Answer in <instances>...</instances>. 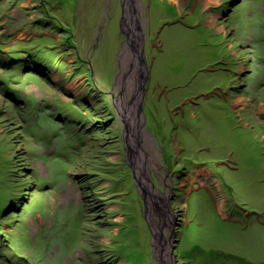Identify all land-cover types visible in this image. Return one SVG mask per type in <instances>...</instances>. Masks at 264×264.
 Masks as SVG:
<instances>
[{
	"label": "rangeland",
	"instance_id": "1",
	"mask_svg": "<svg viewBox=\"0 0 264 264\" xmlns=\"http://www.w3.org/2000/svg\"><path fill=\"white\" fill-rule=\"evenodd\" d=\"M0 264H264V0H0Z\"/></svg>",
	"mask_w": 264,
	"mask_h": 264
},
{
	"label": "water",
	"instance_id": "2",
	"mask_svg": "<svg viewBox=\"0 0 264 264\" xmlns=\"http://www.w3.org/2000/svg\"><path fill=\"white\" fill-rule=\"evenodd\" d=\"M131 8L133 9V7H131ZM131 22H132L131 32L133 33V41L135 43V45H134L135 52L140 55L141 64L145 68L146 67V64H145V60H144V55L142 53V49H141V51H138V39H137V37H138V32H137L138 26H137V21L131 20ZM123 33H126V32L123 31ZM126 34L128 35V33H126ZM141 43H142V39H141ZM142 46H143V43H142ZM140 81H142V80H140ZM143 82H140L142 84V86H144L143 85ZM136 139H137V148L134 149V152H135L134 159H133L134 160V164L133 163H130V165H131L132 171L134 172V180H135V182H136V184H137V186L139 188V192L141 194V198H142L143 202L145 203V211H147V208H148V205H149L148 198L150 197V194H149L150 192H149L148 188H146V186L144 185L143 181L138 180L137 177H136V173L138 172L137 171V167H138V164H139V160H138V148H140V146H142L140 144L141 139H139L138 137ZM146 217L149 220V223L151 224L150 225V233L152 234V237L151 238L152 239H155L156 238L157 241L161 245H163L162 244V240L163 239H162V237H159L160 234L158 233L159 232L158 231V226L159 225L156 224V221L153 218L149 217L148 214H146ZM152 245H153V256H155L154 250H155L156 245L153 242H152Z\"/></svg>",
	"mask_w": 264,
	"mask_h": 264
},
{
	"label": "bare ground",
	"instance_id": "3",
	"mask_svg": "<svg viewBox=\"0 0 264 264\" xmlns=\"http://www.w3.org/2000/svg\"><path fill=\"white\" fill-rule=\"evenodd\" d=\"M129 9H131V7L129 6ZM129 17V16H128ZM127 20H129V18L127 19ZM127 25H128V22H127ZM128 41H129V39H128ZM129 47V46H128ZM135 49V47H132V51ZM131 53V52H130ZM134 53H136L135 51H134ZM133 54V53H132ZM131 55V54H130ZM137 56H139L140 57V55L138 54ZM137 56H133L132 58H131V61L129 62V64H131V67H133V73H132V75L133 76H135L134 75V70H135V74H137L136 73V69H135V67H137L138 68V64H137ZM140 64H141V60H140ZM140 70H142L143 71V65L141 64V66H140ZM132 76V79H131V83H134V80H137V75H136V77L134 78ZM136 82V81H135ZM143 172H144V170H142ZM149 187V183H147V185H146V188H148Z\"/></svg>",
	"mask_w": 264,
	"mask_h": 264
},
{
	"label": "trees",
	"instance_id": "4",
	"mask_svg": "<svg viewBox=\"0 0 264 264\" xmlns=\"http://www.w3.org/2000/svg\"><path fill=\"white\" fill-rule=\"evenodd\" d=\"M39 22H40V21H39ZM39 22H38V21H35V23H37V24H38ZM39 25H40V24H39ZM39 25H37V26H39ZM53 46H54V45H53ZM53 46L47 48V50H46L47 52L44 51L43 53H44V54H47V55L50 54V56L53 55V54H52V47H53ZM55 47H56V46H55ZM40 52H41V51H40ZM40 52H39V53H40ZM39 53H38V54H39ZM48 53H49V54H48ZM59 63H61V64H66V63H68V62H67V60H66L65 58L62 57V58L59 60ZM6 65H8V64H6Z\"/></svg>",
	"mask_w": 264,
	"mask_h": 264
},
{
	"label": "flooded vegetation",
	"instance_id": "5",
	"mask_svg": "<svg viewBox=\"0 0 264 264\" xmlns=\"http://www.w3.org/2000/svg\"><path fill=\"white\" fill-rule=\"evenodd\" d=\"M231 13H232V12H231ZM130 37H132L131 40L129 39V41H130V43H131V44H130V48H131L130 51H132V47H134L135 43H134V41H133V36H130ZM133 51H134V50H133ZM133 51H132V52H133ZM134 56H135V54H134ZM136 56H137V54H136ZM137 58H138L137 61H138L139 68H140V66H141V64H140V57L137 56ZM251 60H252L251 63L253 64V63H254V59L252 58ZM246 64H247V66L249 65L248 63H246ZM140 72H141V70H140ZM172 253H173V252H172ZM173 255H175V254L173 253Z\"/></svg>",
	"mask_w": 264,
	"mask_h": 264
}]
</instances>
